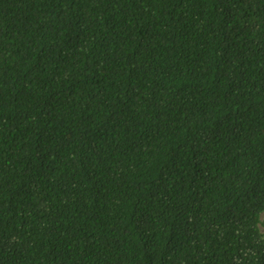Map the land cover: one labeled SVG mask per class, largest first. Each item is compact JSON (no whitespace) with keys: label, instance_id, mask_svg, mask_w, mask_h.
<instances>
[{"label":"trees","instance_id":"16d2710c","mask_svg":"<svg viewBox=\"0 0 264 264\" xmlns=\"http://www.w3.org/2000/svg\"><path fill=\"white\" fill-rule=\"evenodd\" d=\"M263 215L264 0H0V264H264Z\"/></svg>","mask_w":264,"mask_h":264},{"label":"rangeland","instance_id":"374dc122","mask_svg":"<svg viewBox=\"0 0 264 264\" xmlns=\"http://www.w3.org/2000/svg\"><path fill=\"white\" fill-rule=\"evenodd\" d=\"M263 218H264V215H263ZM263 229V228H262Z\"/></svg>","mask_w":264,"mask_h":264}]
</instances>
